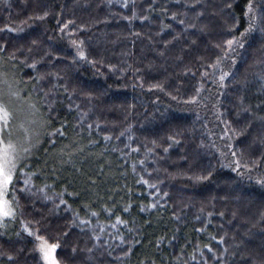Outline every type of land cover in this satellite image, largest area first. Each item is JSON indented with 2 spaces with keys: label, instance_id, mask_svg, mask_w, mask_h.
I'll list each match as a JSON object with an SVG mask.
<instances>
[{
  "label": "trees",
  "instance_id": "1",
  "mask_svg": "<svg viewBox=\"0 0 264 264\" xmlns=\"http://www.w3.org/2000/svg\"><path fill=\"white\" fill-rule=\"evenodd\" d=\"M247 3L0 0V65L39 139L20 165L35 173L31 190L19 171L10 188L17 213L0 227V264H45L39 237L58 245L59 264H200L190 256L197 246L211 256L204 245L228 248L227 264L264 253V160L249 170L264 154L253 143L264 116V36L241 37ZM233 37L244 47L229 50ZM221 70L230 72L223 82ZM116 215L127 226L111 227Z\"/></svg>",
  "mask_w": 264,
  "mask_h": 264
},
{
  "label": "snow or ice",
  "instance_id": "2",
  "mask_svg": "<svg viewBox=\"0 0 264 264\" xmlns=\"http://www.w3.org/2000/svg\"><path fill=\"white\" fill-rule=\"evenodd\" d=\"M124 6L127 7V0H124ZM226 7L231 8L232 5L228 4ZM48 13L45 12L44 16H47ZM197 15H203V13H197ZM135 16V13H133V17ZM244 16L247 18V27L244 29V32H242L240 35L241 37H244L246 34H252L254 32L261 33L262 36H264V0H256V3H254V0H248V3L244 10ZM39 19H43L44 17H38ZM173 18H175V14H173ZM126 19H131V17H126ZM142 19H147V17H142ZM181 24L184 23L183 20L180 21ZM65 28L67 25L64 26ZM165 27H169L168 25H165ZM190 27H195V25H190ZM2 30V29H0ZM12 31H15L16 29H11ZM203 31V29H201ZM35 43V41H33ZM73 44H76V41H72ZM83 42H80V45L77 47V55L81 59L85 58V52L82 49ZM226 44L228 45L229 50H233V45L236 47L243 48L244 44L237 39L236 37H233L230 40L226 41ZM2 50V49H0ZM31 51V50H29ZM12 59H15V56L12 57ZM38 61H33V63L30 65V67L35 68ZM220 60L218 59L217 62L211 67L215 68L219 65ZM234 63V62H233ZM207 75V73H205ZM230 72H224L221 70V75L219 77L220 81L223 82L225 80V77L229 76ZM9 72L4 68V66L0 65V85H8L7 89L0 87V219L14 217L15 216V210L12 207V201L7 199V193L9 190V186L12 184L14 177H16L17 172L19 171L24 179L23 184L25 185L24 191H30L29 185L31 184V178L35 175V173H26L23 170V167H20V165L23 163L25 159L28 158V156L31 153L32 148V141L35 138L36 142L39 143L38 139V133H34L33 130L29 127H25L23 124L21 125V129L23 131L22 137H16L13 139V133L9 130L10 121L14 118V113L18 111H23V109L14 107L13 101L11 98H16L17 100L21 99V94L19 91H13L11 88V85L9 84ZM43 78V77H40ZM258 79L261 81V86L264 87V71L260 72L258 74ZM154 87H161V85L157 84L154 85ZM197 94H199V90H197ZM5 97H9V99H5ZM193 102H195L196 97H193ZM28 109L31 116H35V113L39 111V108H37V105L35 103H29ZM245 111H248L249 109H244ZM261 124V132L258 134L256 140L253 141V143H256L257 141L264 145V116L257 117ZM31 124H35L36 121L33 119L30 121ZM50 123V121H44L42 122V126L47 125ZM91 127V125H89ZM249 128H251V123H249ZM235 131V130H233ZM56 132H58L60 135H63L62 129H57ZM227 134V133H226ZM243 133H236V135H241ZM123 135V133H121ZM105 140L110 139V137L105 136ZM229 148H232V145H228ZM82 151V149H81ZM167 151V149H165ZM71 153H69V159H71ZM223 155V153H222ZM231 155L235 157L237 155L236 151H232ZM264 160V154L261 155L256 160H253L251 162V168H249V165L245 164L243 167L249 168V170L259 168L260 161ZM62 163H67L68 161L63 160ZM140 164H143L144 161L141 160L139 162ZM236 168H240L241 164L239 160L233 161ZM231 166V165H229ZM133 171H135V165H133ZM211 175V173H209ZM198 179H207V177H198ZM89 180H91V177H89ZM142 182L147 184L148 181L143 180L141 178ZM95 183V181H92ZM258 183L264 185V177L258 179ZM49 187L48 185H45V188ZM150 187H155V185H150ZM41 192H44V189H40ZM45 198L51 199V197H48L47 193L44 192ZM58 196H63V193L57 194ZM165 196L167 193L164 194ZM61 203H66L63 199H61ZM157 204H149L147 206L141 205L140 211L144 212L147 211L149 208H156ZM131 209V204L125 205L122 209L123 212L127 213ZM105 211L112 212V209L105 208ZM93 215H98V213H93ZM178 218V217H177ZM116 223L112 224L111 227L116 228L117 224L125 225L129 223L128 221L122 219L120 215H116ZM261 222H264V214L261 216ZM27 231H29V234L31 235V231L26 228ZM129 231H133V229L129 228ZM97 240H99V236L96 237ZM163 239V237L159 238ZM213 240H216L217 237L213 236ZM40 243H39V251L42 253L43 258L45 261H47V264H58V261L56 260L54 256L55 249L57 248V244H48L46 240H44L43 237H39ZM121 240L123 242V237H121ZM220 244L225 243V237L220 236L219 241ZM130 243V246L128 248V251L125 252V255H129L132 250L133 246L132 243ZM135 244H139L140 241H135ZM159 243V242H158ZM204 248H207L208 252L211 253V256L206 257L204 254L203 249L199 248L198 246L194 249L193 254L190 256L191 261H196L197 254L200 256V264H209V260L212 261V264H227V260L224 256L225 253H228V248H224L223 251L220 254H217L216 251L210 246V245H204ZM73 251H76V249H73ZM89 252H91V249H88ZM183 251V250H182ZM0 255H7V253H0ZM250 264H264V253L260 255L256 254H249L247 257ZM8 260L12 261L13 257L8 256ZM152 264H155L153 261ZM184 264H189L188 260L184 261Z\"/></svg>",
  "mask_w": 264,
  "mask_h": 264
},
{
  "label": "rangeland",
  "instance_id": "3",
  "mask_svg": "<svg viewBox=\"0 0 264 264\" xmlns=\"http://www.w3.org/2000/svg\"><path fill=\"white\" fill-rule=\"evenodd\" d=\"M9 80V84L11 85V88L13 91H18V89H16L15 87V84ZM0 87L2 88H5L7 89L8 85H0ZM21 94V93H20ZM23 96L21 95V99L20 100H17L16 98H11L12 101H13V106L14 107H18V108H21L23 109V111H18L16 113H14V118L10 121V125H9V130L13 133V139H15L16 137H22L23 136V131L21 129V125L23 124L25 127H29L33 130V124L29 123L28 120L26 121V119H28L25 115H26V112H24L27 108V105H24V101L22 100ZM5 99H9V97H5ZM23 106V107H22ZM31 119V118H30ZM35 125V124H34ZM33 154V147L31 148V153L30 155ZM29 155V156H30ZM28 156V157H29ZM15 178V177H14ZM15 180V179H14ZM13 180V181H14ZM13 183V182H12ZM12 185V184H11ZM11 185L9 186V190H8V193H7V199H9L11 201V199L9 198V194H10V188H11ZM44 192L51 195V191H47L44 189ZM43 192V194H44ZM12 207L14 208L15 210V216H16V213H17V209L14 205V203L12 202ZM9 217V218H4V219H0V227H3V226H6V223L8 221H11L13 220L14 218L16 219V217ZM106 228V227H105ZM103 232L106 233V230L103 229ZM102 233V232H101ZM40 241V240H39ZM54 256H55V253H54ZM56 258V256H55ZM57 260V259H56ZM45 261V260H44ZM45 264H47V261H45ZM59 264V263H58Z\"/></svg>",
  "mask_w": 264,
  "mask_h": 264
}]
</instances>
